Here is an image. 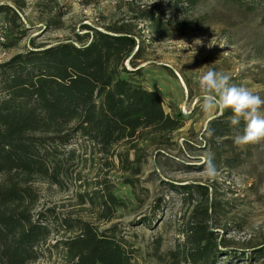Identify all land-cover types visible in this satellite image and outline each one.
<instances>
[{
	"label": "trees",
	"instance_id": "16d2710c",
	"mask_svg": "<svg viewBox=\"0 0 264 264\" xmlns=\"http://www.w3.org/2000/svg\"><path fill=\"white\" fill-rule=\"evenodd\" d=\"M171 1L164 14L176 16L181 1ZM230 1L255 11V1L264 0ZM161 15L155 8L136 19L160 34L167 31ZM27 36L17 11L0 6V47L15 49ZM137 40L133 24H114L54 46L31 41L24 53L0 64V264L36 263L50 240L59 236L52 248L62 250L64 264H133L134 250L116 227L101 230L52 209L37 212L40 199L32 184L47 180L61 186L70 175L66 164L78 150L93 149L107 156L125 143L138 151L139 143L160 144L183 129L185 119L166 113L160 94L137 78L142 76L137 68L144 50ZM230 118L218 116L203 137L213 163L222 161L224 168L233 169L247 157L233 143L243 123L233 127ZM174 189L191 209L182 225L183 240L167 256L158 253L162 246L158 241L157 259L162 264H223L224 255L239 260V255L221 251L229 245L224 239L218 244L209 227L225 206L216 198L209 201L206 187ZM80 198L98 209L96 219L105 224L129 207L103 182ZM143 224L153 223L147 219ZM252 252L261 255L264 247Z\"/></svg>",
	"mask_w": 264,
	"mask_h": 264
},
{
	"label": "rangeland",
	"instance_id": "374dc122",
	"mask_svg": "<svg viewBox=\"0 0 264 264\" xmlns=\"http://www.w3.org/2000/svg\"><path fill=\"white\" fill-rule=\"evenodd\" d=\"M170 1L0 0V6L17 11L28 31L19 47L9 51L0 47V64L24 53L31 41L54 46L91 29L130 23L144 46L137 68L142 76L137 78L160 94L166 113L185 119L183 129L160 144L139 143L138 151L125 143L112 150L113 156L78 150L66 164L70 175L61 186L47 180L33 182L40 199L37 212L52 209L90 221L101 230L116 227L134 250L133 264H162L156 257L157 242L162 241L161 256L174 250L183 240L182 225L191 209L174 188L202 186L209 191V201L216 198L225 206L209 224L218 244L224 239L229 245L221 251L240 256L235 261L224 255L223 264H264V252H252L264 247V140L239 148L247 157L242 165L228 169L220 161L216 176L208 178L205 169L213 160L203 135L210 122L232 113L230 109L203 112L199 88L200 77L212 69L264 98V1H255L256 10L248 11L230 0H178L182 7L176 16L164 14ZM155 8L167 30L160 34L136 19L142 11ZM102 182L129 203L109 224L98 222V209L80 198ZM147 219L152 226L143 224ZM61 237H53L43 249L45 255L33 264H64L62 250L52 248Z\"/></svg>",
	"mask_w": 264,
	"mask_h": 264
},
{
	"label": "clouds",
	"instance_id": "9594fccd",
	"mask_svg": "<svg viewBox=\"0 0 264 264\" xmlns=\"http://www.w3.org/2000/svg\"><path fill=\"white\" fill-rule=\"evenodd\" d=\"M199 88L203 112L223 113L230 109V125L238 128L243 123L242 131L234 137V145L244 147L264 140V98L244 86L231 84L229 75L212 69L200 77ZM205 171L208 178L216 176L217 168L211 160Z\"/></svg>",
	"mask_w": 264,
	"mask_h": 264
}]
</instances>
